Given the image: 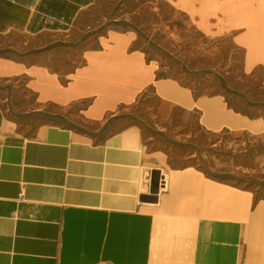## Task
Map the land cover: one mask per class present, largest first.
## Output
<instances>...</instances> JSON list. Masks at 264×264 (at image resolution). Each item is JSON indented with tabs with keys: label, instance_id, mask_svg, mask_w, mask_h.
Here are the masks:
<instances>
[{
	"label": "crops",
	"instance_id": "1",
	"mask_svg": "<svg viewBox=\"0 0 264 264\" xmlns=\"http://www.w3.org/2000/svg\"><path fill=\"white\" fill-rule=\"evenodd\" d=\"M97 1L0 0V264H264V198L166 169L144 126L196 114L264 156V0H175L243 51L241 85L262 71L216 93L162 76L135 31L82 23Z\"/></svg>",
	"mask_w": 264,
	"mask_h": 264
},
{
	"label": "rangeland",
	"instance_id": "2",
	"mask_svg": "<svg viewBox=\"0 0 264 264\" xmlns=\"http://www.w3.org/2000/svg\"><path fill=\"white\" fill-rule=\"evenodd\" d=\"M184 8L185 4L175 0H98L83 14L81 22L98 28L109 26L135 31L136 46L159 61L162 76L180 79L200 92L231 90L230 86H248L257 92L261 69L245 78L241 85L243 51L235 50L230 36L209 40ZM24 38L19 34L10 37L12 43H20ZM44 54L39 46L28 52L29 58L38 62L48 60ZM148 94V103L154 106L153 90ZM259 110L262 111L261 108L253 109L254 112ZM144 126L147 146L165 154L166 169L194 165L264 198V156L261 153L236 147L225 132L205 131L196 114L179 113L174 121L163 127L153 125L149 119Z\"/></svg>",
	"mask_w": 264,
	"mask_h": 264
},
{
	"label": "built area",
	"instance_id": "3",
	"mask_svg": "<svg viewBox=\"0 0 264 264\" xmlns=\"http://www.w3.org/2000/svg\"><path fill=\"white\" fill-rule=\"evenodd\" d=\"M262 168H263V171H264V161H263V164H262Z\"/></svg>",
	"mask_w": 264,
	"mask_h": 264
}]
</instances>
